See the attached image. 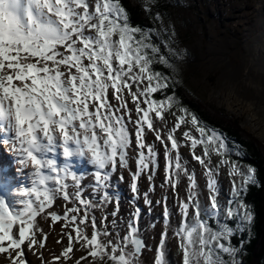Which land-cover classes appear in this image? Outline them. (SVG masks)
Masks as SVG:
<instances>
[{"label":"snow or ice","instance_id":"obj_1","mask_svg":"<svg viewBox=\"0 0 264 264\" xmlns=\"http://www.w3.org/2000/svg\"><path fill=\"white\" fill-rule=\"evenodd\" d=\"M141 9L149 24L122 0H0V152L16 165L0 168V264H244L264 181L186 102L188 50L160 0ZM210 102L243 106L227 87Z\"/></svg>","mask_w":264,"mask_h":264},{"label":"rangeland","instance_id":"obj_2","mask_svg":"<svg viewBox=\"0 0 264 264\" xmlns=\"http://www.w3.org/2000/svg\"><path fill=\"white\" fill-rule=\"evenodd\" d=\"M179 3L176 6L178 10L173 23L176 26L180 46L188 50L187 62L183 66V71L189 85L196 90L201 98L211 103L212 94L221 90L222 81L220 79L230 74L233 67L242 63L241 59H237L234 55L235 47L232 39L235 41L236 37L239 40L242 38L240 31H242V34L246 31L256 1L179 0ZM222 108L226 110L225 107ZM226 111L235 118L241 119V126L249 129L255 140L264 142V136L258 135L253 130L252 125L246 122L245 114ZM222 179L223 189L226 192L229 187L228 180L226 176ZM129 181L130 177L125 173L122 185L126 187L129 185ZM146 186V181L141 179V190ZM111 207L109 205V209ZM129 210L130 205L126 200H122L121 212L126 215ZM154 211L159 212L160 210L155 209ZM53 227L56 231H59V224ZM174 252L173 249V255ZM143 259L145 264H148L151 254H146ZM34 264H38V262H34Z\"/></svg>","mask_w":264,"mask_h":264},{"label":"trees","instance_id":"obj_3","mask_svg":"<svg viewBox=\"0 0 264 264\" xmlns=\"http://www.w3.org/2000/svg\"><path fill=\"white\" fill-rule=\"evenodd\" d=\"M122 2L134 23L149 24L141 9L142 0H122ZM160 3L161 11L167 12L172 22L175 21L174 16L178 10L176 6L180 4L179 0H160ZM185 80L189 85L187 77ZM192 90L194 95L186 97V102L200 111L211 123L217 126L222 125L231 137L244 146L247 155L242 159V163L254 165L259 171L261 181H264V142L255 140L249 129L241 126V119L235 118L224 108L207 102L197 94L196 90L193 88ZM246 201L253 207L255 220L251 236L245 245L246 253L243 256V261L244 264H264V186L251 187L246 196ZM245 236L247 237V233ZM171 258L173 261L176 260L174 255Z\"/></svg>","mask_w":264,"mask_h":264},{"label":"bare ground","instance_id":"obj_4","mask_svg":"<svg viewBox=\"0 0 264 264\" xmlns=\"http://www.w3.org/2000/svg\"><path fill=\"white\" fill-rule=\"evenodd\" d=\"M255 1L256 5L250 18L248 17L246 31L244 34L240 31L242 38L239 40L236 37L235 41L232 39L235 47L234 55L237 59H241L242 63L231 67L232 72L220 80L222 81L221 89L227 87L234 96L243 101V106L235 105L236 108H240V111L236 113L245 114L246 122L250 125L256 124L253 130L258 135L264 136V120L261 119L264 116V0ZM249 111L257 115L256 121L247 120ZM9 157L11 165L4 160L2 155L0 156L2 166L0 168L7 166L10 174V166L16 169V165H13V158Z\"/></svg>","mask_w":264,"mask_h":264}]
</instances>
